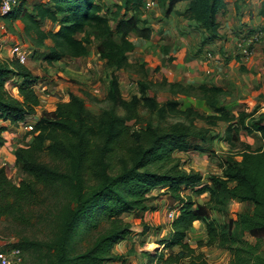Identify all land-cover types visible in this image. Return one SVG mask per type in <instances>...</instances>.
Segmentation results:
<instances>
[{"label":"trees","instance_id":"trees-1","mask_svg":"<svg viewBox=\"0 0 264 264\" xmlns=\"http://www.w3.org/2000/svg\"><path fill=\"white\" fill-rule=\"evenodd\" d=\"M145 1L121 0L112 10L96 0H41L31 8L27 0H17L1 17L9 28L16 21L22 24L25 40L34 51L44 50L42 61L47 65L86 57L91 43L86 30H95L98 57L111 73L104 97L108 107L98 114L85 105V98L91 102L97 98L83 92L81 96L69 94L67 102H57L53 111L35 119L27 146L14 152L15 167L23 178L14 183L6 169L0 168V218L22 228H40V237L22 236L13 244L23 257L28 256L29 264H126L128 255L115 252L133 234L122 216L155 211L147 206L148 195L164 189L176 202V216L170 233L158 244L164 250L178 251L165 257L144 252L146 264H209L187 241L196 222L204 226L202 245L228 252L229 264H264V114L255 119L249 112L233 114L221 102L229 93L208 84L162 80L154 85L171 98L158 102L149 95L154 85L144 79L137 82V93L123 99L115 72L132 67L128 59L135 48L131 38L147 40L151 35L143 19ZM152 1L166 15L186 2L184 18L195 22L206 35L205 41L219 39L216 16L225 10V0ZM260 15L262 25L254 35L264 37V4ZM46 21L58 26L57 31H45ZM46 40L52 45L46 46ZM140 66L143 70L144 65ZM141 75L146 76L144 71ZM39 80L12 58L0 61L1 121L17 126L35 114L40 105L35 91ZM10 81H14L15 94L7 88ZM181 97L203 101L211 113L192 107L180 110ZM140 109L147 118L140 115ZM196 122L205 128H198ZM220 123L227 125L222 140L233 149L237 145L231 141L232 132L257 134L261 147L239 144L234 157L210 155L221 174L209 175L206 181L199 172L178 169L172 154L203 152L201 146L210 141L208 128ZM204 194L209 200L197 204L195 198ZM233 201L250 209L234 213L227 221L209 218V211L226 215ZM102 223L105 227L98 231ZM91 232L97 235L90 245L73 254L75 241Z\"/></svg>","mask_w":264,"mask_h":264},{"label":"crops","instance_id":"crops-1","mask_svg":"<svg viewBox=\"0 0 264 264\" xmlns=\"http://www.w3.org/2000/svg\"><path fill=\"white\" fill-rule=\"evenodd\" d=\"M256 1L257 0H225V10L216 16V22L219 24V39L214 41H205L206 35L197 27L195 22L184 18L183 11L186 8V2L178 4L176 8L167 15L164 9L159 8L158 4L154 2L155 4L147 10L149 13L147 14V12L144 11L143 15V19L151 29V35L147 40L131 38L135 48L134 51L128 55L129 63L135 64L139 73L142 70L140 65L143 64L144 67L142 72L144 71L146 75L144 78H147L148 75L151 76V74H153L152 71H154V79L158 83L162 80H166L169 83H179L181 85L197 86L200 84H208L220 87L229 93L228 97L222 99L223 102L225 100L227 102L222 103L225 108L231 110L235 115L242 111L247 112V110L243 109L239 110L238 113H234L232 106L237 103L246 104L249 103V101L257 100L254 96L257 92L258 95H260V90L257 88H259L260 82L258 81L261 75L260 73L264 72V67L260 65L261 57L257 44L253 45L255 49L249 58H242V56L238 54L234 40L237 36L241 37L243 35L239 33H248V31L253 29L256 25L261 27L263 21L262 16L258 14L255 19L252 17L256 10ZM27 2L30 4V8L32 4L35 3L31 2V0H27ZM116 3L121 4V0ZM249 6H251L254 12L251 16H249ZM4 25L5 29H0V61L10 59L9 48L15 42L30 47L29 43L25 40L23 26L19 21L13 22L10 28L9 24L4 23ZM43 28L45 31H55L58 26L53 25L50 21H46L43 24ZM13 39L15 40L13 41ZM45 45L51 46L52 43L50 40H46ZM262 47L264 48V44H262ZM208 54H211V58L207 57ZM87 57L88 55L78 59H85ZM102 62L105 66L104 61ZM66 63L65 59L52 63L51 65H47L43 62L42 73L39 72L38 75L33 74L40 78L35 87V91L40 99V105L36 109L35 114L29 117L33 122L42 112L53 111L56 108L57 102H67L69 94L78 95L77 92H72V89H76V86L67 82L69 79H74V75L77 73H71L75 68L77 69V66ZM105 68L104 71L106 72ZM28 69L31 70L30 67H28ZM120 72L122 71H116L115 74L118 76ZM108 80L109 75L107 76L106 74L105 85L107 87ZM40 90L46 93L38 92ZM51 90L59 92L60 98L50 95L52 93ZM149 95H152L151 90ZM78 96H81V94ZM190 100L196 101V99L192 98ZM204 106L206 109L208 108L206 105ZM262 114H264L263 103L256 109L254 117L257 118ZM28 134L29 133L25 131L22 124L12 126L9 122L0 120V139L3 141V145L0 147V159L8 162L12 161L15 166L14 152L20 147L27 146L31 138ZM204 145L208 146L210 144L206 143ZM197 153L200 155L202 154V156L207 154L205 152ZM211 162L216 164L214 160ZM173 207V209L176 210V204ZM158 215H160V213L156 212V210L155 212H143L139 220V223L143 225L147 233L156 232V234H158L157 236H154V234L150 236L157 237V242L166 238L170 233L171 223L169 220L167 221L166 228L155 231V228L161 225L160 216ZM162 223L164 224L165 222L162 221ZM200 226L203 227L202 223L196 222L193 225V229L189 231V234L196 231ZM142 237L144 236L141 234L136 236L139 240ZM125 243H127V240L119 243L115 247V252L118 251V254H123L121 250H118V247ZM151 244L154 245V243ZM157 245L161 247L159 244ZM134 247L137 249V246ZM129 248L130 246L127 249ZM161 249L163 248L161 247ZM156 252L157 250H155L154 253L156 254Z\"/></svg>","mask_w":264,"mask_h":264},{"label":"rangeland","instance_id":"rangeland-1","mask_svg":"<svg viewBox=\"0 0 264 264\" xmlns=\"http://www.w3.org/2000/svg\"><path fill=\"white\" fill-rule=\"evenodd\" d=\"M38 0H31V2H37ZM97 2L101 3L104 7H108L112 10L114 4H118L119 0H96ZM115 2V3H114ZM107 4V5H106ZM261 4H264V0H257L255 3L256 10L253 12L251 9V6H249V16H251L253 13L254 19L259 14L261 10ZM30 6V4H29ZM161 8V7H159ZM147 12V11H146ZM149 11L147 12V14ZM4 22V21H3ZM1 26V24H0ZM258 27L257 25L248 31V33H239L243 34L241 37H238L234 40L235 47H237V44L242 41H247L249 38L257 36L254 35V33H258ZM1 29V28H0ZM5 29V26L3 27ZM2 29V30H3ZM58 29V28H57ZM55 29V31H57ZM54 31V32H55ZM241 31V30H240ZM86 34L90 37L91 43L88 46V57L85 59H77V60H70L65 59V61L68 63H71L72 65L77 66V69L71 73L75 74L74 79L67 80L68 83H70L73 86H76V89H72V92H77L78 95L86 92L87 94L91 95L92 97L97 98V102H91L90 99L85 98V105L86 107L94 114H98L102 109H105L108 107V104L104 101V97L107 91V86L105 85V77L110 75L111 70H107L103 65V62L97 57V45L99 43L98 38L96 36V32L93 29H87ZM238 34V33H237ZM82 37V36H81ZM135 37H132V39ZM257 44L258 51L261 57L260 65L264 67V48L262 47V44H264V37H257ZM15 39H13L14 41ZM17 43V42H15ZM19 43V42H18ZM255 46L252 49V54L254 52ZM29 50V58L25 66L28 68L30 67V71L32 74L38 75L39 72L42 73L43 70V62H42V56L43 51H34L31 47H28ZM251 54V55H252ZM250 55V56H251ZM249 56V57H250ZM247 57V58H249ZM243 58V57H242ZM246 58V57H245ZM128 70H124L118 74L119 77V83H120V91L123 99L128 100L130 96L137 93V82L138 81H146L151 82V84H157L158 82L154 79V71H152L153 74L151 76H147V78H143L141 75V71L139 73L137 67L135 64L131 65ZM104 68L106 69V72L104 71ZM259 78V89L260 95H258V92L254 96V98H257L256 101H249V103L242 104L237 103L232 106L234 113H238L239 110H247V112L252 113L253 117L252 119H255L254 114L256 113V109H258L261 104H264V72L260 73ZM34 75V76H35ZM43 77V76H42ZM44 78V77H43ZM14 81H10L9 84H7V88L12 94H15L14 89L12 87ZM77 83V84H76ZM78 87V88H77ZM40 93H46L43 90L38 91ZM50 95L57 96L60 98V93L56 92L54 90H51ZM71 92V91H70ZM152 95L156 98L158 102H163L168 100L170 95L161 88L156 87L155 85L151 88ZM39 93V94H40ZM45 95V94H44ZM45 97V96H43ZM191 98H183L181 97L179 99L180 110H184L186 107H192L195 110H198L201 113L210 114L211 111L205 108V104L203 101L197 100L191 101ZM222 103H227L226 100ZM241 104V105H240ZM255 108V109H254ZM246 112V111H244ZM140 115L144 118H147L146 111L143 109H140ZM249 122V121H248ZM247 122V123H248ZM27 123L34 124V122L29 118L27 119ZM131 124V123H129ZM139 127V125H137ZM196 126L198 128L204 127V124L201 122H196ZM227 125L220 123L214 128H208V134L206 136L207 139L210 141L207 142L210 145H202L203 152L207 153L208 156H202L197 152L200 151H189L186 153L182 152H174L172 154L173 158L175 159L174 163L178 165V169L182 171H196L202 174L203 178L207 180V177L212 174L220 175V169L217 164L214 162H211L210 159L211 156H222L225 157L226 154H229L228 156L234 157L237 150L240 149L239 144H249L253 149H258L262 145V141L258 135H248L244 132H240L238 134H235L234 132L231 133V141L233 144H236L237 147L233 149L229 146V144L222 139L225 137V130ZM205 128V127H204ZM212 141V142H211ZM193 142V141H192ZM206 144V143H205ZM200 147V144L198 145ZM207 159V160H206ZM206 160V161H205ZM0 167H4L6 169V174L8 178L13 181L14 183H17L20 179L23 178V174L13 165V162H8L5 160L0 159ZM148 197L151 198L149 202H147V206L153 207L156 209V212H159L160 215V221L161 225L157 226L158 228H166L167 221H169L167 214L170 210H173V206L176 204L175 201H173L168 194H166V191L164 189H156L153 192H151ZM208 194H204L200 196L199 198H195V201L199 205H204L209 199ZM250 209L248 205L242 204L238 201L230 202L228 205V213L224 216H218L214 214L213 212H207L210 219H215L220 221H227L232 217L234 213L245 211ZM150 212V211H148ZM155 212V211H153ZM140 212H134L133 214H125L122 216V219L130 225V230L133 232V235H131L130 238L127 239V243L122 244L118 247V250H121L123 254H127L126 264H146L145 257L143 256L144 252H150L154 256L155 250H157L156 254H160L162 256H167L171 252H177L178 248H172V249H161L157 244V237H150L154 234V236L158 235L156 232L147 233V230L145 231L143 228V225L140 224L139 220L141 217ZM157 215V214H156ZM162 221L165 223L163 224ZM23 226L11 221L10 219L6 218H0V248L5 245L7 242L11 243H17L18 240L24 236V237H30L33 238L34 236L40 237V228L37 225H34L32 227L22 228ZM105 224H101L99 226L98 231L104 229ZM159 229V231H160ZM147 233V234H146ZM159 233V232H158ZM204 226H200L196 231L193 233H190L187 236V241L189 244L195 249L197 253H203L207 262L209 264H229L230 255L228 252L220 250L216 247L208 248L202 245L204 242ZM142 235L140 240L136 238V236ZM97 235V232H91V234L80 236L81 240L75 241L73 244V251L72 253H79L83 251L86 247L90 245L94 237ZM163 235V233H162ZM168 236V235H167ZM134 237V240H133ZM150 237V238H149ZM247 239L251 242H254L253 238H250L247 236ZM151 243H154L151 244ZM157 243V244H156ZM157 245V246H155ZM123 246V247H122ZM130 246L129 249H127ZM134 246H137V249H135ZM264 250V245H263ZM118 253V251H117ZM25 262L23 264H29L30 259L28 256H25ZM161 261V260H160ZM162 262V261H161ZM113 264V263H110ZM119 264V263H117ZM158 264V263H157Z\"/></svg>","mask_w":264,"mask_h":264},{"label":"built area","instance_id":"built-area-1","mask_svg":"<svg viewBox=\"0 0 264 264\" xmlns=\"http://www.w3.org/2000/svg\"><path fill=\"white\" fill-rule=\"evenodd\" d=\"M17 4V0H0V28L3 29L4 22L1 17L9 13L12 8ZM155 3L151 0H146L143 5V10L147 11ZM257 36L249 38L247 41H242L237 44L238 54L242 57H249L252 54V49H249L252 44L257 42ZM10 58L14 59L21 65H25L29 58L28 47L20 44L14 43L9 48ZM208 58H211V54L207 55ZM23 125V128L26 132H31L33 130V124L27 123V121L20 123ZM176 216V210H170L167 214L168 219L172 222ZM14 243L7 242L0 248V264H23V254L19 248L13 246Z\"/></svg>","mask_w":264,"mask_h":264}]
</instances>
